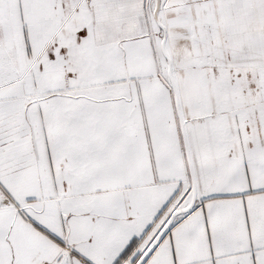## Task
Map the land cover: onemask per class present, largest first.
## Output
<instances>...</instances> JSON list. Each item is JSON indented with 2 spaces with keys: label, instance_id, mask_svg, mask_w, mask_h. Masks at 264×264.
<instances>
[{
  "label": "snow or ice",
  "instance_id": "obj_1",
  "mask_svg": "<svg viewBox=\"0 0 264 264\" xmlns=\"http://www.w3.org/2000/svg\"><path fill=\"white\" fill-rule=\"evenodd\" d=\"M0 264H264V0H0Z\"/></svg>",
  "mask_w": 264,
  "mask_h": 264
}]
</instances>
